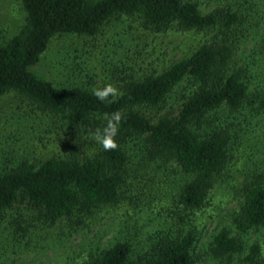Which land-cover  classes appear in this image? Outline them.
<instances>
[{
  "label": "trees",
  "instance_id": "obj_1",
  "mask_svg": "<svg viewBox=\"0 0 264 264\" xmlns=\"http://www.w3.org/2000/svg\"><path fill=\"white\" fill-rule=\"evenodd\" d=\"M212 1L215 6L204 12L200 0H19L25 24L0 45V98L9 91L23 95L96 147L77 158L87 143L72 134L71 158H50L38 166L20 162L0 172V224L16 241L25 236L16 234L35 224L81 225L95 208L118 203L129 177H139L149 164L173 161L184 179L172 199L171 226L165 223L140 249L127 239L98 247L84 264H194L197 234L181 225L206 206L239 147H254V160L235 188L239 205L232 229L215 232L208 251L220 261L264 264L259 243L247 240L264 228V38L247 53L242 47L252 37L249 16L259 21L264 5ZM118 15L138 16L153 33L176 29L208 37L160 73L128 76L121 93L103 102L94 91L60 88L30 71L54 37L94 36ZM169 103L177 105L175 110L157 119L145 114L159 113ZM117 112V147L105 150L94 133Z\"/></svg>",
  "mask_w": 264,
  "mask_h": 264
},
{
  "label": "rangeland",
  "instance_id": "obj_2",
  "mask_svg": "<svg viewBox=\"0 0 264 264\" xmlns=\"http://www.w3.org/2000/svg\"><path fill=\"white\" fill-rule=\"evenodd\" d=\"M226 1L235 3L236 0H225V4ZM255 1L264 5V0ZM215 4L212 0H200L204 12ZM249 19L253 20V31L242 46L246 53L264 38V14L259 21L253 14ZM24 24L25 13L19 0H0V45L16 35ZM207 37L203 33L176 29L153 33L138 16L118 15L105 22L94 36L54 37L30 71L60 88L94 91L110 84L118 95L128 76L140 78L160 73L188 57ZM176 106L169 103L159 113L145 114L157 119ZM72 134L87 143L76 157L91 155L96 145L89 146V139L73 130L70 123L44 111L23 95L9 91L0 98V172L13 169L20 162L38 166L50 158H71V150L76 149ZM254 151V147H239L238 155L228 165V174L211 189L206 206L190 213L181 225L196 231L194 264H239L213 259L208 242L222 228L232 229L231 218L239 205L235 188L247 173L244 171L250 166L247 162L254 160ZM159 164L144 167L137 178L129 177L127 190L118 203L95 208L79 226L66 220L50 228L35 224L16 234H25L16 241L6 225L0 224V264H84L87 255L96 248L123 239L140 249L151 236L162 231L165 223L171 226L175 221L171 219L172 199L184 176L173 161ZM247 240L259 243L264 256V228L258 233L251 232Z\"/></svg>",
  "mask_w": 264,
  "mask_h": 264
},
{
  "label": "clouds",
  "instance_id": "obj_3",
  "mask_svg": "<svg viewBox=\"0 0 264 264\" xmlns=\"http://www.w3.org/2000/svg\"><path fill=\"white\" fill-rule=\"evenodd\" d=\"M117 89L108 84L103 88L94 89V95L100 101H105L109 95L115 96ZM107 125L102 130H97L94 133V139L100 144L105 150L114 149L117 147L115 136L117 134V125L121 119L120 113H113L110 117H106Z\"/></svg>",
  "mask_w": 264,
  "mask_h": 264
}]
</instances>
